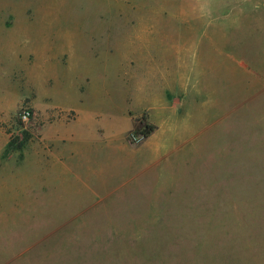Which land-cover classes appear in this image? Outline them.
I'll return each instance as SVG.
<instances>
[{
  "label": "rangeland",
  "instance_id": "1",
  "mask_svg": "<svg viewBox=\"0 0 264 264\" xmlns=\"http://www.w3.org/2000/svg\"><path fill=\"white\" fill-rule=\"evenodd\" d=\"M0 264H264V0H0Z\"/></svg>",
  "mask_w": 264,
  "mask_h": 264
},
{
  "label": "built area",
  "instance_id": "2",
  "mask_svg": "<svg viewBox=\"0 0 264 264\" xmlns=\"http://www.w3.org/2000/svg\"><path fill=\"white\" fill-rule=\"evenodd\" d=\"M19 116H20V119L22 121H25V122L29 121L33 116L32 107L30 105H27V104L22 105V107L20 109V115Z\"/></svg>",
  "mask_w": 264,
  "mask_h": 264
},
{
  "label": "trees",
  "instance_id": "3",
  "mask_svg": "<svg viewBox=\"0 0 264 264\" xmlns=\"http://www.w3.org/2000/svg\"><path fill=\"white\" fill-rule=\"evenodd\" d=\"M153 129H154V126H153V125H148V129H145V130L143 131V134H144L145 136H149V134H151V132L153 131Z\"/></svg>",
  "mask_w": 264,
  "mask_h": 264
},
{
  "label": "crops",
  "instance_id": "4",
  "mask_svg": "<svg viewBox=\"0 0 264 264\" xmlns=\"http://www.w3.org/2000/svg\"><path fill=\"white\" fill-rule=\"evenodd\" d=\"M48 138H49V139H48V140H49V142H50V143L53 145V143L51 142V138H50V137H48ZM50 149H51V148H50Z\"/></svg>",
  "mask_w": 264,
  "mask_h": 264
}]
</instances>
